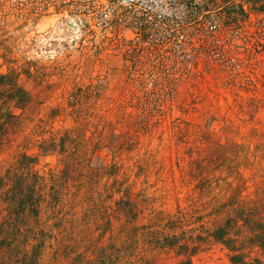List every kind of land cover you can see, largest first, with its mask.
Wrapping results in <instances>:
<instances>
[{
  "label": "rangeland",
  "instance_id": "obj_1",
  "mask_svg": "<svg viewBox=\"0 0 264 264\" xmlns=\"http://www.w3.org/2000/svg\"><path fill=\"white\" fill-rule=\"evenodd\" d=\"M233 5L220 18L242 28L233 46L221 60L198 50L196 66L177 78L152 51L68 33L45 2L0 0V72L15 73L32 98L15 108L21 130L0 152V169L19 152L36 158L43 190H56L80 219L74 250L85 249L86 234L103 244L124 237L118 202L131 199L140 213L127 227L186 231L200 242L193 264H234L227 245L199 237L236 214L234 206L264 216V0ZM91 217L112 225L86 230ZM235 229L241 251L264 264L254 229ZM49 240L44 263L66 264L54 260ZM148 253L155 264L184 257L169 247Z\"/></svg>",
  "mask_w": 264,
  "mask_h": 264
},
{
  "label": "trees",
  "instance_id": "obj_2",
  "mask_svg": "<svg viewBox=\"0 0 264 264\" xmlns=\"http://www.w3.org/2000/svg\"><path fill=\"white\" fill-rule=\"evenodd\" d=\"M31 102V95L20 85L15 73L0 72V152L5 150V146L12 145L13 135L21 130V113L15 108L24 110ZM35 161L34 156L19 152L7 167L0 169V264H46L44 257L51 238L56 245L54 260L64 257L66 264H155L156 259L147 251L167 247L184 255L180 264H193L192 256L200 247L194 234L188 235L186 231H183V237L177 233L166 234L147 224L127 227L125 222L137 219L140 213L131 199L118 202L122 207L118 208L116 219L124 237L103 244L100 237L86 234L89 237L85 240V249L74 250L75 244L71 241L80 240L75 236L80 219L72 209L63 208V199L56 190L52 194L43 190L42 178L33 171ZM233 210L236 214L228 212L223 225L199 237L215 238L227 245L233 252L231 260L234 264H262L259 257L253 258L241 251L243 242L238 244L235 228L243 224L254 229L252 239L264 251V216L259 208L234 206ZM43 215L47 218L43 219ZM123 215L126 216L124 222ZM96 216L102 214L96 212ZM183 220L180 217L175 221ZM107 221L102 223L91 217L86 220V230H93L94 224L95 229L107 231L112 219Z\"/></svg>",
  "mask_w": 264,
  "mask_h": 264
},
{
  "label": "built area",
  "instance_id": "obj_3",
  "mask_svg": "<svg viewBox=\"0 0 264 264\" xmlns=\"http://www.w3.org/2000/svg\"><path fill=\"white\" fill-rule=\"evenodd\" d=\"M23 1V0H19ZM45 2L49 13L59 15L68 33L110 37L130 47L152 51L162 59L163 71L179 78L195 67L197 51L214 55L232 47L241 26L229 28L220 20L227 5L244 0H24ZM225 12V11H224ZM237 46L239 44L237 43ZM210 61L199 60V62Z\"/></svg>",
  "mask_w": 264,
  "mask_h": 264
}]
</instances>
